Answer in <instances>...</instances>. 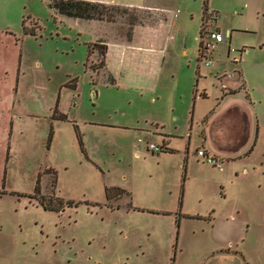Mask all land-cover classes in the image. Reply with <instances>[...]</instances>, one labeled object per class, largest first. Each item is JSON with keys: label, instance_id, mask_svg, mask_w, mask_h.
I'll use <instances>...</instances> for the list:
<instances>
[{"label": "rangeland", "instance_id": "obj_1", "mask_svg": "<svg viewBox=\"0 0 264 264\" xmlns=\"http://www.w3.org/2000/svg\"><path fill=\"white\" fill-rule=\"evenodd\" d=\"M61 1L0 0V264H206L221 252L264 264V0H153L168 8L164 28L153 25L156 9L102 0L96 19H76L56 9ZM205 3L220 12L210 29L231 33L209 66L198 61ZM136 24H152L141 29L143 44L161 34L165 65L151 89L131 86L130 73L116 82L104 66L89 69L99 66L102 41L132 39ZM239 70L237 96L252 122L238 104L223 111L215 127L225 122L226 140L242 132V142L212 164L197 154L204 124L222 102V80L239 85ZM197 79L198 94L208 95L194 105ZM58 99L74 122L54 115ZM156 126L177 134L173 151L152 153L138 141L162 142ZM47 166L57 172L55 193L77 206L46 211L18 199ZM115 186L131 197L107 201Z\"/></svg>", "mask_w": 264, "mask_h": 264}, {"label": "crops", "instance_id": "obj_2", "mask_svg": "<svg viewBox=\"0 0 264 264\" xmlns=\"http://www.w3.org/2000/svg\"><path fill=\"white\" fill-rule=\"evenodd\" d=\"M94 1H99L102 2V0H94ZM106 3H112V4H120V5H136L140 7H146L150 9H156L157 11H160L158 14V18L156 19L155 23L153 25L156 26H161L162 28L168 27L169 20L167 16L166 10L168 9L167 7L160 6V4H155L152 1H140V2H116L115 0H107ZM264 4L260 5L259 9L261 11L263 10ZM259 13V12H258ZM179 15V14H178ZM174 16L175 17H178ZM220 15V12H219ZM75 18V17H73ZM219 18V16H218ZM80 19V18H76ZM218 19L216 20L217 24ZM176 22V21H175ZM152 24H147V25H139L136 24L134 27V34L132 36V39H116L113 41H102L105 44H107V53H106V64L103 67L104 70H107L108 73L113 76L114 80L116 82L120 81V78L118 77V73L120 75L125 74V73H130L131 76L129 80L131 81L130 85L134 86V88H141V89H146L144 86L148 87L147 89H151L152 86H154V81H157L161 77V73L164 70V65H165V59L166 56L163 52V48H158L156 49V41L161 40V34L159 33H153L150 38V41L146 42V44H143L138 38L141 33V29L143 27L151 26ZM217 28L219 26L217 25ZM203 30V20H202V25L200 28V33ZM231 36V34H230ZM229 36V39H230ZM196 37V34H195ZM200 38V36H199ZM95 41V40H94ZM200 46V45H199ZM128 52H131L130 55H128ZM144 52L146 53V56H144ZM183 54L186 56L188 55V50L184 49ZM198 57H199V50H198ZM143 59L146 61V65L144 67L139 66L140 65V60ZM214 59V58H213ZM128 60L130 61V64H126L125 61ZM198 62V61H197ZM201 62V60H200ZM199 62V64H200ZM137 63V64H136ZM144 63V62H143ZM204 63V62H201ZM136 64V65H134ZM190 66V64H189ZM191 67V66H190ZM189 67V68H190ZM150 76L145 77L144 76H138V72H144ZM241 72L242 78L241 81L239 82V85L236 86V84L231 85V79L226 78L228 75L222 80L223 82V88L221 89V98L222 102H220L219 106L211 113L209 116L208 120L205 122V129H206V139H205V145L204 148L206 151L215 156L216 158L219 157V155L226 154V150L228 149V145H237L241 143L239 141V133L236 139H232L230 141L226 140V134H227V129L225 122L224 123H219L215 127V123L217 120L222 117L223 111H225L229 106H233L235 104H238L237 106L238 109H240L247 117H249L250 122H252V115L253 111L251 110L250 106L248 105L247 101L240 99L237 94L239 90L243 87L244 85V78H243V72ZM99 72V71H98ZM234 73V72H233ZM197 74L198 77L201 78L202 72H201V67L198 65L197 69ZM224 74V73H223ZM135 75V76H134ZM200 75V76H199ZM234 74L231 73V76L233 77ZM234 78V77H233ZM143 80L145 82H143ZM198 80L197 83L194 87V90H192L191 97L194 100V105L196 104V100L202 96L208 95L207 93V88H203V93L202 96L201 94H198ZM156 87V86H155ZM230 88L232 89H238L236 93H230ZM225 89L226 91L224 92ZM224 94L222 95V93ZM237 96V97H236ZM249 102V101H248ZM243 107V108H241ZM223 114V115H222ZM222 115V116H221ZM159 125V124H158ZM152 133L162 136V142L152 140L158 143H165L168 145L169 149H174L173 146H171V137L176 136L177 134L175 132H165V128L158 127L156 126L155 129L150 130ZM241 135V136H242ZM140 138V137H139ZM174 138V137H173ZM216 138V140L214 139ZM226 140V141H225ZM228 142V143H227ZM247 143V142H246ZM231 148V147H229ZM236 254L231 255L229 253H220V256L215 257L211 260H208L206 264H243V261L235 257Z\"/></svg>", "mask_w": 264, "mask_h": 264}, {"label": "flooded vegetation", "instance_id": "obj_3", "mask_svg": "<svg viewBox=\"0 0 264 264\" xmlns=\"http://www.w3.org/2000/svg\"><path fill=\"white\" fill-rule=\"evenodd\" d=\"M82 19H84V18H82ZM23 30L25 32V28H23ZM26 34H31V33H26ZM86 62H85V64H86ZM89 69H92L95 72H98L100 70V68L97 65H94L92 68H89ZM65 84H66V86L68 88H72V85H73L72 82L64 83L62 86H65ZM58 103H59V99H58V101L56 103V107L54 109V113H55V111L61 112V110L58 109ZM52 139L49 140V147H50V144L52 142ZM145 147H146L147 151H151L150 149L147 148L146 145H145ZM8 149H10V146H8ZM151 152L152 153L169 152V150L168 149H163L162 151H159V152H154V151H151ZM44 173L48 174V176H49V179H48L49 186L46 189H44L43 185H42V178H43V175H45ZM44 173H42L40 171V173L38 174V177L36 179V185H35L34 191H32V192H19V191L15 192V194L18 196L19 200L27 199L28 203H34V204H37L38 206L42 207L46 211H55V212H60V211L63 212L66 209V207L68 208V207L77 206L81 202V201L75 202V201H71V200H67V201H70V202L68 203L66 201L64 204L62 202H60L59 199H62V198L60 197V195L56 194L55 191H54L55 183H56L55 175H57L56 169L53 166H47L46 169L44 170ZM50 182H51V184H50ZM116 187H119V186L111 187V189H112L111 194L106 196L107 197V201H109L112 198L121 197L124 194L131 197V193L125 188H123V189H125L126 192H128L129 194L126 193V192L121 194V195L117 194L116 192H114L115 191L114 188H116ZM120 188H122V187H120ZM106 194H107V192H106ZM101 204H103V203L100 202V205ZM104 205L109 206L112 209L120 208V206H116V208H114V207L110 206L108 203H105ZM129 206H132V205H129Z\"/></svg>", "mask_w": 264, "mask_h": 264}, {"label": "trees", "instance_id": "obj_4", "mask_svg": "<svg viewBox=\"0 0 264 264\" xmlns=\"http://www.w3.org/2000/svg\"><path fill=\"white\" fill-rule=\"evenodd\" d=\"M55 6H56V9H58L61 14H65L69 17L84 18V19H96L94 11H97L100 6H103V3L92 2L89 0H62L61 2L56 3ZM206 10H208V7H207V4L205 3L204 13ZM24 28H25L26 33L35 34V29H29L26 26H24ZM99 52H100L99 53L100 62H99L98 67L101 68V67L105 66V64H106L107 45L101 44ZM88 53L90 54V50L88 51ZM198 61H200V58L198 59ZM238 74H239L240 78H242V75L239 71H238ZM72 88L77 89V85L73 84ZM237 91H238V89H232L230 91V93H236ZM54 115L57 117V119L65 120V121L69 120V117L66 113L55 111ZM69 121L74 122L75 120H69ZM75 128H76L77 133L80 137V142L83 144L82 134L80 133V130H79V127L77 124H75ZM52 138H53V130L51 129L49 140H51ZM163 144H164L165 149H168L169 151H173V149H169L167 144H165V143H163ZM114 189H115L114 192H116L117 194H120V195L126 192L125 189L120 188V187H116ZM111 191H112L111 188H107V190H106L107 196L111 194ZM126 193H128V192H126ZM59 200L63 204L66 202L63 199H59ZM67 202L69 203L70 201H67ZM131 207H133V206H131Z\"/></svg>", "mask_w": 264, "mask_h": 264}, {"label": "built area", "instance_id": "obj_5", "mask_svg": "<svg viewBox=\"0 0 264 264\" xmlns=\"http://www.w3.org/2000/svg\"><path fill=\"white\" fill-rule=\"evenodd\" d=\"M179 12L180 9H177V11L175 12V16H177ZM218 15V11L213 9H208L204 13L205 17L203 19V30L200 34L199 58L201 62H204L207 66L212 65L214 62V59L210 53L215 51L219 43L227 40L229 38L228 36H230L231 34L223 32L221 29H210L209 22L216 21L218 19ZM138 141L145 142L147 148L154 152H159L165 149L163 143L145 141L142 137H140ZM197 154L199 157L204 158L212 164H216L218 162V159L215 156L209 154L206 149L200 148L197 151ZM219 165H221V163H219Z\"/></svg>", "mask_w": 264, "mask_h": 264}, {"label": "water", "instance_id": "obj_6", "mask_svg": "<svg viewBox=\"0 0 264 264\" xmlns=\"http://www.w3.org/2000/svg\"><path fill=\"white\" fill-rule=\"evenodd\" d=\"M240 142H242V141H240Z\"/></svg>", "mask_w": 264, "mask_h": 264}]
</instances>
